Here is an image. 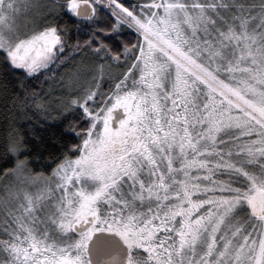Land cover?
<instances>
[{
    "label": "snow or ice",
    "instance_id": "6c2138e0",
    "mask_svg": "<svg viewBox=\"0 0 264 264\" xmlns=\"http://www.w3.org/2000/svg\"><path fill=\"white\" fill-rule=\"evenodd\" d=\"M0 103V264H264V0H0Z\"/></svg>",
    "mask_w": 264,
    "mask_h": 264
},
{
    "label": "trees",
    "instance_id": "16d2710c",
    "mask_svg": "<svg viewBox=\"0 0 264 264\" xmlns=\"http://www.w3.org/2000/svg\"><path fill=\"white\" fill-rule=\"evenodd\" d=\"M3 114H4L3 104L0 103V126H2V124H3Z\"/></svg>",
    "mask_w": 264,
    "mask_h": 264
}]
</instances>
